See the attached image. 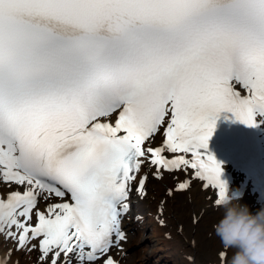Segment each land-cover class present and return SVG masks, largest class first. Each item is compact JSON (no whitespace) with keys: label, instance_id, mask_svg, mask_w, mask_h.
<instances>
[{"label":"snow or ice","instance_id":"1","mask_svg":"<svg viewBox=\"0 0 264 264\" xmlns=\"http://www.w3.org/2000/svg\"><path fill=\"white\" fill-rule=\"evenodd\" d=\"M225 111L264 123V0H0V264H119L149 173L220 206Z\"/></svg>","mask_w":264,"mask_h":264},{"label":"rangeland","instance_id":"2","mask_svg":"<svg viewBox=\"0 0 264 264\" xmlns=\"http://www.w3.org/2000/svg\"><path fill=\"white\" fill-rule=\"evenodd\" d=\"M160 138L161 136H158V139ZM165 176L168 180L170 179L169 183L165 178L164 181H157L155 184L149 174L145 193H141V197H134L136 191L133 188L130 201L133 202V206H139L138 208L141 209V218L137 217L134 225L133 218L137 209H131L127 213L124 220L130 225L124 227L129 236L122 253L124 258L120 259L115 254L112 256L119 261V264H186V258H188V264H222L219 257L221 250L226 251L227 259L231 256V251L222 248L219 238L214 233L213 225L223 215V209L214 205L216 200L214 191L205 190L202 196L199 195L198 201L201 200L202 203L193 211L189 205L191 198L190 194L187 195V191H174L171 196L168 195V189H175L181 176L175 175V172H165ZM198 189L200 188L196 186V190ZM1 190L5 191V189ZM172 200L175 204L173 208H170L168 204ZM233 200L239 203L237 199ZM161 205H163L162 213ZM194 218L196 223H193ZM160 220H163L167 226H162L159 223ZM169 231L171 234L173 231L176 232L178 246L172 242L171 245L165 246V250H158L161 243L160 237L163 234H170ZM10 246L7 244V249ZM181 252H184L186 258L183 259ZM39 256V251L14 250L11 262L12 264L17 262L18 264H39Z\"/></svg>","mask_w":264,"mask_h":264},{"label":"clouds","instance_id":"3","mask_svg":"<svg viewBox=\"0 0 264 264\" xmlns=\"http://www.w3.org/2000/svg\"><path fill=\"white\" fill-rule=\"evenodd\" d=\"M220 207L223 215L213 229L222 248L231 251L226 264H264V208L252 213L227 194Z\"/></svg>","mask_w":264,"mask_h":264},{"label":"bare ground","instance_id":"4","mask_svg":"<svg viewBox=\"0 0 264 264\" xmlns=\"http://www.w3.org/2000/svg\"><path fill=\"white\" fill-rule=\"evenodd\" d=\"M262 128L264 129V123H262ZM149 174L151 177V173H149ZM175 175L181 176L180 181H183L186 179L185 173L182 171L175 172ZM165 178L167 179L166 181L169 183L170 179L168 180V178L165 176V173L161 179H155V178L151 177L152 181L155 184L157 181H161V180L164 181ZM229 183H230V181H229ZM231 184L233 186H236V190L234 192L235 196L237 195V192L240 188L244 191L243 194L240 197H238L237 200L239 201L240 204L247 205L249 210L252 213H255L256 209L260 210V209L264 208V171L262 173H259V174L246 175L243 172H241L240 170H235L234 176L231 180ZM196 186H198L200 188V189H198L199 191L196 190ZM204 191L205 190L202 188L201 182H199V181L193 182L190 189L187 190V195L189 196V194H190V198H191V202L189 203V205L193 211L195 209H197L198 207H200L199 205L202 203V201L201 200L198 201L199 200L198 198L200 197L199 195H201V196L203 195ZM139 196H140V194H139ZM248 196L250 198L247 199ZM138 204L140 205V203H138ZM174 204L175 203L172 200L169 202L168 206L170 208H173ZM41 207H43V205H41ZM133 224L135 225L136 223L133 221ZM129 225H130V223H126L125 220L123 219V222H122L123 230H124L125 226H129ZM134 225H133V228L135 229ZM163 226L165 227V226H167V224H163ZM169 232H170V234L169 233L163 234L162 237H160L161 243L158 247V250H162V251L165 250V248H166L165 246L171 245L172 242L176 243L175 246H178L179 241L177 239L178 236H177L176 232L173 231L172 234H171V231H169ZM128 237L129 236L127 235V239H128ZM6 245L7 244H5V242L3 241V238L0 237V257H3L8 250ZM126 245H127V243L123 244V250H124ZM8 246H10V243L8 244ZM122 253L119 252L118 250H113V252H112V254L117 255L118 258H120V259L124 258ZM181 255H183L182 256L183 259L186 258V257H184V252H181ZM11 261H12V256L10 257L9 264H12ZM186 264H188V258H186Z\"/></svg>","mask_w":264,"mask_h":264}]
</instances>
